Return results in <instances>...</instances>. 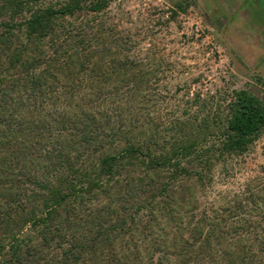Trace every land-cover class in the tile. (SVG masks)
Segmentation results:
<instances>
[{"label": "trees", "instance_id": "16d2710c", "mask_svg": "<svg viewBox=\"0 0 264 264\" xmlns=\"http://www.w3.org/2000/svg\"><path fill=\"white\" fill-rule=\"evenodd\" d=\"M111 1L0 0V264H264L259 176L218 211L198 195L241 169L264 97L149 117L160 71Z\"/></svg>", "mask_w": 264, "mask_h": 264}, {"label": "rangeland", "instance_id": "374dc122", "mask_svg": "<svg viewBox=\"0 0 264 264\" xmlns=\"http://www.w3.org/2000/svg\"><path fill=\"white\" fill-rule=\"evenodd\" d=\"M99 16L138 41L130 54L158 65L160 92L149 100V117L193 121L213 113L211 105L224 99L225 119L234 89L264 97V0H112ZM210 174L199 201L217 211L224 208V195L249 175L264 184V129L240 170L224 175L220 161Z\"/></svg>", "mask_w": 264, "mask_h": 264}]
</instances>
